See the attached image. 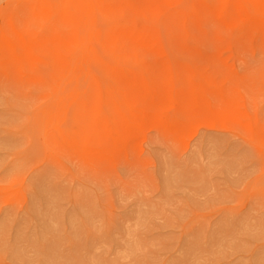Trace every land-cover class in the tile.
Segmentation results:
<instances>
[{
	"label": "rangeland",
	"instance_id": "374dc122",
	"mask_svg": "<svg viewBox=\"0 0 264 264\" xmlns=\"http://www.w3.org/2000/svg\"><path fill=\"white\" fill-rule=\"evenodd\" d=\"M26 12L24 0H0V25L48 37ZM201 34L231 39L211 27ZM167 50L175 72H233L240 109L264 134V52L220 45L191 59ZM53 86L58 95L47 98L49 86L0 80V264H264L261 142L206 123L174 141L149 128L127 162L101 169L48 138L56 104L75 99L70 83ZM66 113L72 129L75 107Z\"/></svg>",
	"mask_w": 264,
	"mask_h": 264
},
{
	"label": "bare ground",
	"instance_id": "6f19581e",
	"mask_svg": "<svg viewBox=\"0 0 264 264\" xmlns=\"http://www.w3.org/2000/svg\"><path fill=\"white\" fill-rule=\"evenodd\" d=\"M24 1L48 37H32L29 25L2 23L0 80L49 86L47 98L58 95L54 81L73 85L75 99L56 104L47 136L82 159L101 169L127 162L147 129L174 141L195 123L240 128L264 145L260 122L242 112L244 97L230 86L233 72L167 67L168 48L191 59L220 45L264 52V0ZM206 27L231 39L202 35ZM74 107L77 123L69 129L66 111Z\"/></svg>",
	"mask_w": 264,
	"mask_h": 264
}]
</instances>
